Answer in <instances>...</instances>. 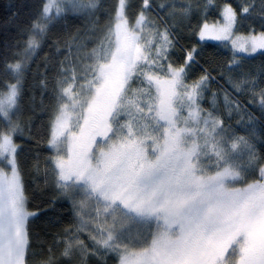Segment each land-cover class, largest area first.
Returning <instances> with one entry per match:
<instances>
[{"label": "snow or ice", "instance_id": "6c2138e0", "mask_svg": "<svg viewBox=\"0 0 264 264\" xmlns=\"http://www.w3.org/2000/svg\"><path fill=\"white\" fill-rule=\"evenodd\" d=\"M0 264H264V0H8Z\"/></svg>", "mask_w": 264, "mask_h": 264}, {"label": "trees", "instance_id": "16d2710c", "mask_svg": "<svg viewBox=\"0 0 264 264\" xmlns=\"http://www.w3.org/2000/svg\"><path fill=\"white\" fill-rule=\"evenodd\" d=\"M27 2L30 3L31 0H27ZM7 3H8V0H0V15L3 14L4 6H6ZM208 44L209 45H216V44H218V42H208ZM219 47H220V50L221 51H227V49H224L223 48V45H220ZM209 50H214V49L209 48ZM260 59L261 58L259 56H257L256 57V60L254 61V63L258 64L259 61H260ZM26 147L27 148H30L31 145H26ZM56 211H58L62 216H64L65 219L67 218V216H68V206L66 204H59V205H57ZM49 216H53L54 217L55 216V212L49 213Z\"/></svg>", "mask_w": 264, "mask_h": 264}, {"label": "rangeland", "instance_id": "374dc122", "mask_svg": "<svg viewBox=\"0 0 264 264\" xmlns=\"http://www.w3.org/2000/svg\"><path fill=\"white\" fill-rule=\"evenodd\" d=\"M208 42H216V41H208Z\"/></svg>", "mask_w": 264, "mask_h": 264}]
</instances>
